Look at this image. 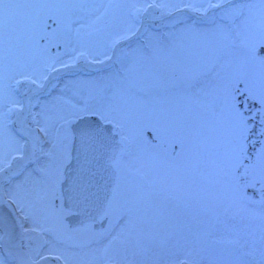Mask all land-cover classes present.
<instances>
[{"label":"snow or ice","instance_id":"6c2138e0","mask_svg":"<svg viewBox=\"0 0 264 264\" xmlns=\"http://www.w3.org/2000/svg\"><path fill=\"white\" fill-rule=\"evenodd\" d=\"M0 264H264V0H0Z\"/></svg>","mask_w":264,"mask_h":264}]
</instances>
